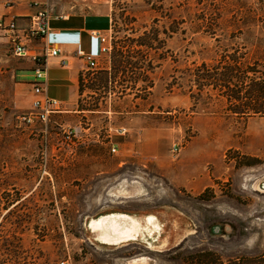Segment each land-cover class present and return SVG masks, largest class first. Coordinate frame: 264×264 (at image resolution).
Wrapping results in <instances>:
<instances>
[{"label": "rangeland", "instance_id": "374dc122", "mask_svg": "<svg viewBox=\"0 0 264 264\" xmlns=\"http://www.w3.org/2000/svg\"><path fill=\"white\" fill-rule=\"evenodd\" d=\"M95 1L112 19L109 52L97 72L81 76L82 106L97 112L64 106L68 112L46 126L21 122L32 94L17 85V58L0 36V264H196L201 254L203 264L259 260L264 0ZM138 38L152 47L119 50ZM127 62L145 65L119 67ZM228 72L231 82L246 77L233 89L243 93L239 105L221 83L209 86ZM126 90L132 98L116 99ZM64 126L81 135L73 155L57 147ZM118 181H140L146 199L114 211L153 216L159 233L97 242L88 223L113 214L108 197Z\"/></svg>", "mask_w": 264, "mask_h": 264}, {"label": "crops", "instance_id": "0c3cea01", "mask_svg": "<svg viewBox=\"0 0 264 264\" xmlns=\"http://www.w3.org/2000/svg\"><path fill=\"white\" fill-rule=\"evenodd\" d=\"M13 2V7L7 8L5 0H0V19L16 17L19 18V23H24L23 18L31 17L39 11V8L33 6L34 3L46 5L51 12L53 16L51 30L45 42L49 47L61 49L62 55L48 61L45 81L46 94L48 97L61 102L63 106L71 108L70 113L81 115L84 111L77 110L78 103L80 99L83 100L87 97V93L83 92L81 95L80 92V78L84 64L76 55L79 51H84L93 56L99 55L101 45L95 34H107L112 23L111 14L107 7L103 5L96 6L95 0H13ZM43 47L42 42H37L31 47V53H38ZM63 60L66 61V66L62 65ZM13 72L17 85L29 89V93L32 94V83L35 78L34 63L31 59L17 58ZM122 95L124 96L121 98ZM113 96L115 97V95ZM128 97L132 98L133 95H130L126 90L124 94L121 93L119 98L116 99L124 100ZM66 112L68 111L66 110ZM113 114L123 115L124 113L115 111ZM124 115L126 117L132 116L133 112H126ZM194 173L197 175L198 170H193V175ZM116 184L118 185H113V193L108 197L113 200V206H108L113 208V211L116 208L127 209L126 205L133 200L144 201L146 199V196L142 194L144 186L140 181H134L131 184L126 181H118ZM133 191H136V193H133ZM115 201H118V203ZM114 214L132 216L126 211L119 210L114 211ZM147 216L134 217L144 224Z\"/></svg>", "mask_w": 264, "mask_h": 264}, {"label": "built area", "instance_id": "2783aa9c", "mask_svg": "<svg viewBox=\"0 0 264 264\" xmlns=\"http://www.w3.org/2000/svg\"><path fill=\"white\" fill-rule=\"evenodd\" d=\"M7 8L14 5L13 0H5ZM39 8V11L28 18H23L24 23H19V18H1L0 19V36L3 37L10 45L12 55L16 58H30L34 63V82L32 83V100L31 110L29 113L20 117L21 122L28 126H36L37 124L47 125L50 123V118L55 114H63L66 110L61 102L52 99L46 94V78L48 70V61L51 58H59L62 51L59 48L49 47L45 40L51 30V21L53 16L47 9L46 5L38 3L33 4ZM22 19V18H21ZM100 41L99 55L93 56L84 51H79L76 57L84 64L82 70V78L84 81L85 73H95L100 68L101 59L109 52L110 36L109 34H95ZM44 44L43 49L38 53H31V47L37 43ZM62 65L66 66V61H62ZM62 130V141L57 145L59 151L64 150L66 153L73 155L76 153L79 146L82 145L81 135L72 127H60ZM115 153V148H112ZM177 150H173V154ZM60 264H67L61 262Z\"/></svg>", "mask_w": 264, "mask_h": 264}, {"label": "bare ground", "instance_id": "6f19581e", "mask_svg": "<svg viewBox=\"0 0 264 264\" xmlns=\"http://www.w3.org/2000/svg\"><path fill=\"white\" fill-rule=\"evenodd\" d=\"M88 229L95 234L97 242L115 246L134 241L139 237L134 235L138 230L142 234L153 237L154 234L159 233L160 226L157 219L153 216L147 217L143 224L134 216L110 214L90 220Z\"/></svg>", "mask_w": 264, "mask_h": 264}, {"label": "trees", "instance_id": "16d2710c", "mask_svg": "<svg viewBox=\"0 0 264 264\" xmlns=\"http://www.w3.org/2000/svg\"><path fill=\"white\" fill-rule=\"evenodd\" d=\"M152 46H151V44L149 45L145 40H143L142 38H138V39H136V40H133L132 42H130V45H127V46H123V47H120L119 48V50L121 49V50H124V49H128V50H130V49H142V48H146V49H148V48H151ZM139 51H141V50H139ZM145 63V62H144ZM144 63H137V64H131V63H122L121 65H119V67H122V68H126L127 66H131L132 68H134L135 70H140V69H142V66H144L145 64ZM154 64L152 63V62H150V63H148L147 64V66H146V68H149V69H153V66ZM118 67V68H119ZM103 75H107L106 73L105 74H103ZM231 77H233L232 76V74L230 73V72H228L227 74H225L224 75V78H223V80H216V79H214V82H212V80L210 81V84H209V86H211V85H214V86H217L218 85V83H221V84H219V87H226L225 85H223V83L225 84V82H228V83H233V85H234V87H236L237 85H239V87H242V85H245L246 84V81H245V76H244V79H243V81H235L234 80V82H231V81H229V79L231 78ZM147 79V78H146ZM113 80H114V78H113ZM134 87L136 86V83L138 82V81H140L139 80V78L137 77V78H135L134 80ZM141 81H145L144 79L143 80H141ZM238 87V86H237ZM232 90V92H234L235 93V96H233V97H231L230 99L232 100V102H231V104L232 103H238V105H239V96H241L240 94H239V91H235V90H233L234 88H231ZM264 88H261V86H259V88L257 89V94H261V93H263V90ZM263 90V91H262ZM80 92H81V95H82V93H83V88H82V79L80 78ZM241 97H243V96H241ZM82 103H83V100L82 99H80L79 100V103H78V107H79V111H88V112H92V113H94V112H97V110H94V109H97L98 108V106L97 105H95L93 108L94 109H91V108H89V109H84L83 108V106H82ZM243 107H245L244 105H243ZM260 112V111H259ZM258 112V113H259ZM261 113V112H260ZM240 114V113H239ZM208 191V190H207ZM205 259H207V257H206V255H204V254H201L200 256H198L197 258H192V260H195V262H196V264H203V262L205 263L206 262V260ZM244 263L243 264H264V256L263 257H261L259 260H247V261H243ZM234 264V263H233Z\"/></svg>", "mask_w": 264, "mask_h": 264}, {"label": "flooded vegetation", "instance_id": "af4514ba", "mask_svg": "<svg viewBox=\"0 0 264 264\" xmlns=\"http://www.w3.org/2000/svg\"><path fill=\"white\" fill-rule=\"evenodd\" d=\"M223 85L226 86V87H224V88L227 89V93H229L228 95H230L229 98L235 96V93L232 92V91L230 90V87L235 88L233 84L228 83V82H225V84L223 83ZM241 92H242V91H241ZM228 95H227V96H228ZM241 95H243V93H241ZM134 235L145 236V237H146V235H145L144 233L142 234L139 230H138L136 233H134Z\"/></svg>", "mask_w": 264, "mask_h": 264}]
</instances>
